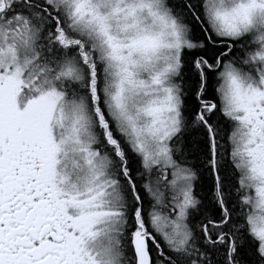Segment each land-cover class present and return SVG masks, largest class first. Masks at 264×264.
Masks as SVG:
<instances>
[{"label":"snow or ice","instance_id":"obj_1","mask_svg":"<svg viewBox=\"0 0 264 264\" xmlns=\"http://www.w3.org/2000/svg\"><path fill=\"white\" fill-rule=\"evenodd\" d=\"M0 264H264V0H0Z\"/></svg>","mask_w":264,"mask_h":264}]
</instances>
